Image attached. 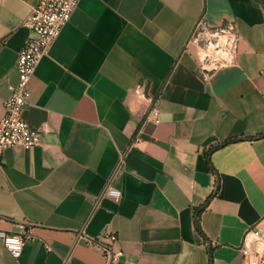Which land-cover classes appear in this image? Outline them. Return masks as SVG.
Segmentation results:
<instances>
[{
	"label": "crops",
	"instance_id": "crops-1",
	"mask_svg": "<svg viewBox=\"0 0 264 264\" xmlns=\"http://www.w3.org/2000/svg\"><path fill=\"white\" fill-rule=\"evenodd\" d=\"M38 1L0 0V121ZM201 17L240 35L236 63L207 76L191 42ZM29 88L23 117L41 144L0 160V230L27 222L34 238L18 259L0 241V264H108L84 239L104 232L125 252L117 264H242L241 248L264 250L257 0H80ZM109 183L119 199L103 196Z\"/></svg>",
	"mask_w": 264,
	"mask_h": 264
},
{
	"label": "built area",
	"instance_id": "built-area-1",
	"mask_svg": "<svg viewBox=\"0 0 264 264\" xmlns=\"http://www.w3.org/2000/svg\"><path fill=\"white\" fill-rule=\"evenodd\" d=\"M79 2L80 0H39L24 20L23 25L31 34L19 52L16 64L19 82L16 86L9 85L11 97L5 101V115L0 121V160L9 149L29 150L41 144L40 132L32 129L23 117L24 108L31 96L29 85L39 63L70 21ZM191 42L197 46L198 69L204 76L236 63L240 35L234 22L212 27L201 17L196 22ZM140 91L142 86L137 88V92ZM147 118L159 124V108H151ZM122 161L123 158L121 163ZM104 195L119 199L121 192L112 188L109 183L103 192ZM33 238L34 226L27 222L18 225V230L12 234L0 230V241L16 259ZM84 239L87 244L102 253L108 264H117L125 256V252L118 247L119 238L114 233L104 232L97 238L84 236ZM47 251L51 252L52 248L47 246ZM241 254L242 264H264V250L254 252L243 247Z\"/></svg>",
	"mask_w": 264,
	"mask_h": 264
},
{
	"label": "trees",
	"instance_id": "trees-1",
	"mask_svg": "<svg viewBox=\"0 0 264 264\" xmlns=\"http://www.w3.org/2000/svg\"><path fill=\"white\" fill-rule=\"evenodd\" d=\"M261 5H263V7H264V0H257ZM264 136V134H262V135H260L259 137H263ZM226 143H228V142H226ZM225 143V144H226ZM212 151L213 150H210L209 151V155H210V153H212ZM218 188V187H217ZM210 201V198L207 200V202L202 206V207H200L199 209H198V211H197V217L195 218V225H196V227H197V229L201 232V224H200V214H201V212L207 207V205H208V202ZM211 251V253H212V249L210 250ZM211 264H213V257H212V254H211Z\"/></svg>",
	"mask_w": 264,
	"mask_h": 264
}]
</instances>
